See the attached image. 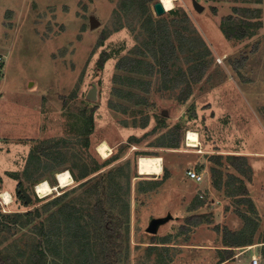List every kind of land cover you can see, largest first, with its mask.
Masks as SVG:
<instances>
[{
  "label": "rangeland",
  "instance_id": "rangeland-1",
  "mask_svg": "<svg viewBox=\"0 0 264 264\" xmlns=\"http://www.w3.org/2000/svg\"><path fill=\"white\" fill-rule=\"evenodd\" d=\"M122 1L0 0V193L13 199L0 203L2 257L38 264L36 227L70 224L64 218L71 214L90 222L98 198L113 192L124 200L104 206L121 223L116 264H220L229 255L225 228L245 231L254 245L234 248L223 264H252L264 250V0H195L200 13L193 0H174L181 10L169 18V11L156 14L160 0L127 16ZM150 13L166 17L174 42L165 69L162 50L156 57L146 44ZM228 17L250 23L239 32L244 38L225 36ZM103 54L110 57L106 66L99 64ZM129 58L136 60L131 67ZM93 87L95 101L87 99ZM189 131L198 133L200 147L187 146ZM102 141L112 147L108 159L96 150ZM139 153L162 157L169 177L140 175ZM233 155L247 159L249 173L231 164ZM69 167L96 176L40 199L37 182L56 185V173ZM192 169L203 183L187 178ZM97 180L103 184L96 189ZM19 182L30 201L19 199ZM240 185L247 196L237 194ZM17 214L28 224L5 218ZM169 214L156 235L147 232L152 219ZM194 215L201 224L187 223ZM95 227L74 243L45 242L47 264H88L89 253L99 264Z\"/></svg>",
  "mask_w": 264,
  "mask_h": 264
},
{
  "label": "trees",
  "instance_id": "trees-1",
  "mask_svg": "<svg viewBox=\"0 0 264 264\" xmlns=\"http://www.w3.org/2000/svg\"><path fill=\"white\" fill-rule=\"evenodd\" d=\"M156 0H123L122 3L119 5V9L120 12L123 13L124 15H128V13L133 12L134 8H139L138 10L141 12H146L147 9V5H150V3H154ZM138 5V6H136ZM181 9H179L178 7H176L175 9L169 11L168 14V18L173 16V15H177L179 14ZM183 13L185 14V18L184 20L190 21L191 18L189 17V15L187 14V11H185L184 9H182ZM236 12H240L239 9H236ZM248 12H250V10H248ZM147 15V14H146ZM148 18V19H147ZM250 23L247 22L246 20H242V21H237V19H234V17H228V19H226V23L223 25L222 27V32L225 34V36H227L229 39H233L235 37L237 38H244V35H240V31H243L245 29L246 25H249ZM146 27L145 31L149 34L150 33V38L149 41L146 43L147 46L151 47V51L154 53V55L157 57V48L159 47V49L162 50V57L159 60L163 66V68H167V54L172 53L173 47H174V42L172 40V35L170 34V30L167 26L166 23V17H161V18H155L153 16L152 13H150V15H148L146 17ZM124 28V27H122ZM167 33H169L167 35ZM167 35V36H166ZM163 36L167 38V40L165 42L161 41L163 39ZM193 39V38H192ZM158 45V46H157ZM204 52V51H203ZM205 53V52H204ZM110 59V57L108 55L103 54V56L100 59L99 64L101 66H106L107 61ZM135 59H130L129 58V65L131 67V65H133L135 63ZM124 66H126V63H119V68L120 69H124ZM154 65L150 64L149 66V70H153ZM147 126V125H146ZM145 126V127H146ZM182 129V128H181ZM184 134V130L182 132V135ZM177 142V143H176ZM175 142L174 145H178V140ZM171 149H177V147H172ZM140 156L143 155V153H139ZM221 158V157H219ZM230 160H231V164L241 173H249L250 172V168L248 166V161L245 157L243 156H239V155H233V156H229ZM118 160L117 156L112 157L111 161L114 163ZM104 168L100 169V166L96 168V173L99 171H102ZM64 170H69L72 174V176L74 177V183L76 184H86L87 182H89L90 180H92L93 178H95L96 175H94V173L92 172H87L85 169V172L80 174L77 173L74 168L69 167L67 169ZM167 173V174H166ZM166 174V175H165ZM94 176V177H93ZM14 177H16V175L14 174ZM169 177V173L167 172V170H164V177L163 180L161 179V181H165L167 178ZM87 180V181H86ZM161 181H157V184H160ZM50 182V181H49ZM38 183V182H37ZM50 184H53L52 182H50ZM103 184L102 180H97L96 184H95V188H99L101 185ZM150 184V182L148 183ZM216 184L218 185V187H220L221 183L220 182H216ZM143 188L146 190L147 188H145V186H143ZM112 189V188H111ZM142 189V190H144ZM237 194H241L243 196H247L248 195V190L245 187V185H240L237 188ZM151 189H148L147 191H149ZM18 196L20 200H23V202H27L26 197L24 195L25 188L22 187V183L19 182L18 183ZM112 194H110L109 196L106 197V201L110 202V204H112V206H115L116 201L119 202H124L122 197H118V194L115 195V193L111 192ZM235 192H233L234 194ZM65 194V193H64ZM64 194H61L60 196L56 197V199H54V201H52L53 203H57L58 201H62L63 200V196H65ZM231 193H228V195H230ZM232 194V195H233ZM236 194V195H237ZM45 198H43L42 200H44ZM246 202H251V199L249 197H245L244 199H242ZM104 199H101L100 197L98 198L96 204L94 205V214L91 215V221L90 222H80L81 218H83L81 215H70L69 218L65 217L64 219L66 221H69L70 224H66V225H62V221H58L57 223H55L53 226H51L49 229L45 227V224L42 223L40 225V227H36L35 230L38 232L39 234V240H37V245H36V251H37V257L35 260L37 261V263L39 264H47V260L48 256L47 253H45V242L47 243V245L51 244L52 241H56V242H77V239L79 238H88L85 237V232L88 231L90 228H93V226L95 227V231L98 233L99 235V239H100V245L97 247H100V252H98L99 256L98 257H102V259L100 260V258L96 257L99 264H116L114 257H113V252L115 251V247H116V242H115V238L120 235L121 233L119 232V226H120V221L118 219H115V217L113 215L110 214L109 210H105L104 206L107 203ZM51 204V203H50ZM124 206L125 203H123ZM68 206V205H67ZM37 215L40 216V212L39 210L36 211ZM73 214H77V213H73ZM28 218L31 216L32 217V213L27 214ZM64 216V215H63ZM5 218L7 220H9L11 222V224H18L21 223L22 225H26L28 224L27 221H22V215H5ZM53 217H51L48 221L50 224H53L54 220H51ZM67 223V222H66ZM187 223L191 224V225H199L202 223V219L200 216H191L187 219ZM63 224H65L63 222ZM7 229L10 231L11 227L9 225H6ZM224 238H225V246L228 247L229 249H226L227 253L229 254L228 257H226L224 260H222L220 262V264H223L225 261L230 260L233 258V249L234 248H238V247H244V246H251L254 245V243H252L253 240H251L250 237H247L248 235L244 232H240V233H236V232H232L230 231L228 228H225L224 230ZM49 242V243H48ZM262 243H264V241H262ZM40 248H42V250H40ZM87 250L90 249V247H85ZM3 255L0 252V264H7V262L5 261L4 257H2ZM262 257L264 258V250H263V255ZM96 260L93 257L92 253H89L88 255V259H87V263L88 264H96Z\"/></svg>",
  "mask_w": 264,
  "mask_h": 264
},
{
  "label": "bare ground",
  "instance_id": "bare-ground-1",
  "mask_svg": "<svg viewBox=\"0 0 264 264\" xmlns=\"http://www.w3.org/2000/svg\"><path fill=\"white\" fill-rule=\"evenodd\" d=\"M166 11H170L174 8V0H160ZM200 138L198 133L190 131L188 137L189 147H200ZM97 152L104 159H108L112 154V147L106 141L100 142L96 146ZM164 171V161L160 156H141L138 160V173L142 176H159ZM57 184L52 185L46 179L38 182L35 185V192L39 197L46 198L58 192L60 189L72 185L74 182V177L69 170H63L56 173ZM0 203L5 206H9L13 203L12 195L9 191L5 190L0 193Z\"/></svg>",
  "mask_w": 264,
  "mask_h": 264
},
{
  "label": "water",
  "instance_id": "water-1",
  "mask_svg": "<svg viewBox=\"0 0 264 264\" xmlns=\"http://www.w3.org/2000/svg\"><path fill=\"white\" fill-rule=\"evenodd\" d=\"M193 6L195 7V9L200 13L203 11L204 7L202 5H200V3H198L197 1L193 0ZM154 9L156 11V14L158 16H162L164 14L167 13V11L165 10L163 4L161 3V1H158L155 5H154ZM95 25V24H94ZM97 88L93 87L88 95H87V99L91 100V101H95L98 97L97 95ZM24 195L26 197L27 202L30 201L31 197L27 192H24ZM172 215H168L166 217H161V218H154L152 219L149 227L147 228V232H149L150 234L156 235L159 231V227L161 225L166 224L167 222H169L172 219Z\"/></svg>",
  "mask_w": 264,
  "mask_h": 264
},
{
  "label": "built area",
  "instance_id": "built-area-1",
  "mask_svg": "<svg viewBox=\"0 0 264 264\" xmlns=\"http://www.w3.org/2000/svg\"><path fill=\"white\" fill-rule=\"evenodd\" d=\"M4 63V59L3 57L0 55V67L2 66V64ZM189 132H187V135H186V144L188 146V137H189ZM186 176L189 180H192L196 183H203L204 182V177L202 174L198 173L196 170L192 169V170H187L186 172ZM39 197V195H38ZM40 199H42V197H39ZM261 260H262V257L260 255H255L252 257L251 259V263L252 264H260L261 263Z\"/></svg>",
  "mask_w": 264,
  "mask_h": 264
}]
</instances>
